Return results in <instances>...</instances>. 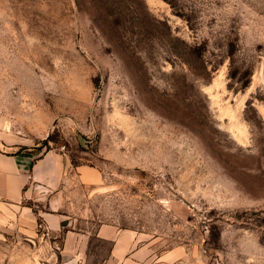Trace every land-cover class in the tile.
<instances>
[{
  "label": "rangeland",
  "instance_id": "374dc122",
  "mask_svg": "<svg viewBox=\"0 0 264 264\" xmlns=\"http://www.w3.org/2000/svg\"><path fill=\"white\" fill-rule=\"evenodd\" d=\"M36 130L21 150L106 180L67 191L56 238L0 235V264H62L72 227L95 264L104 223L196 264H264V0H0V132Z\"/></svg>",
  "mask_w": 264,
  "mask_h": 264
},
{
  "label": "crops",
  "instance_id": "0c3cea01",
  "mask_svg": "<svg viewBox=\"0 0 264 264\" xmlns=\"http://www.w3.org/2000/svg\"><path fill=\"white\" fill-rule=\"evenodd\" d=\"M27 136L0 132V235H18L36 243L40 238L39 224L57 237L62 228L72 224L61 212V202L68 198L67 191L78 183L82 186H100L106 180L105 171L91 164H74L66 152L50 149L36 153L29 146L45 134ZM64 194V195H63ZM45 195L50 199L48 211L36 209ZM56 204L58 205L56 207ZM61 246L54 262L84 264L90 232L85 229L65 228ZM96 236L110 243L104 257L97 256L95 264H196L184 246L159 252L151 238H145L135 228H122L114 223L100 224ZM55 242V241H54ZM56 243V242H55Z\"/></svg>",
  "mask_w": 264,
  "mask_h": 264
},
{
  "label": "built area",
  "instance_id": "2783aa9c",
  "mask_svg": "<svg viewBox=\"0 0 264 264\" xmlns=\"http://www.w3.org/2000/svg\"><path fill=\"white\" fill-rule=\"evenodd\" d=\"M63 148H64V146H63ZM39 228H44L43 225H42L41 223L39 224Z\"/></svg>",
  "mask_w": 264,
  "mask_h": 264
}]
</instances>
